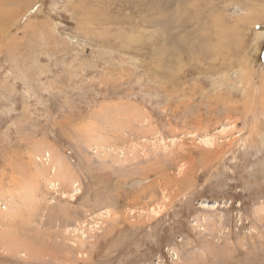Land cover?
<instances>
[{
  "label": "rangeland",
  "instance_id": "obj_1",
  "mask_svg": "<svg viewBox=\"0 0 264 264\" xmlns=\"http://www.w3.org/2000/svg\"><path fill=\"white\" fill-rule=\"evenodd\" d=\"M25 5L0 0V264H264V0Z\"/></svg>",
  "mask_w": 264,
  "mask_h": 264
},
{
  "label": "bare ground",
  "instance_id": "obj_2",
  "mask_svg": "<svg viewBox=\"0 0 264 264\" xmlns=\"http://www.w3.org/2000/svg\"><path fill=\"white\" fill-rule=\"evenodd\" d=\"M37 0H25V6L27 8V12H29L32 7L36 4ZM255 25V24H254ZM182 28V27H181ZM147 52V51H146ZM64 198V197H62ZM66 198V197H65ZM63 200V199H62ZM260 207V206H259ZM54 211V210H53ZM262 215V214H261ZM229 250V249H228ZM231 251V250H230Z\"/></svg>",
  "mask_w": 264,
  "mask_h": 264
}]
</instances>
